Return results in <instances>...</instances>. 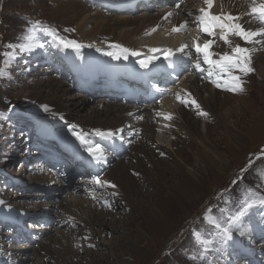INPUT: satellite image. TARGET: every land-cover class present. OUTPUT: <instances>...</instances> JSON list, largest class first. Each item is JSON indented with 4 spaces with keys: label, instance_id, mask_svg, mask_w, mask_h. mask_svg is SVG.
I'll list each match as a JSON object with an SVG mask.
<instances>
[{
    "label": "rangeland",
    "instance_id": "rangeland-1",
    "mask_svg": "<svg viewBox=\"0 0 264 264\" xmlns=\"http://www.w3.org/2000/svg\"><path fill=\"white\" fill-rule=\"evenodd\" d=\"M117 1H121L122 8L129 0ZM172 1L166 0V4L160 6L159 9L157 6L149 10L144 8V12L141 8H137L133 14H117L93 7L98 0H0V68L5 70V75L0 76V186L4 181L1 176L4 168H8L7 175L4 174L9 179L3 177L11 183L21 179V172H25L26 167L29 166L21 163L23 159H27L26 156L30 155V152L25 151L27 141L25 133L27 132L29 135L28 130L31 128L29 124H32L31 120L28 121L29 116H32L33 119L39 118V121L60 119L62 124L71 130V133L65 134V136L74 139L76 138L73 136L70 126H75V131L80 132L88 120L121 119L120 125L113 131L115 133L113 136L126 127L133 130L128 146L125 147L120 160H112V163L109 164L107 153L100 160L107 163L108 168L106 173H102L99 178L104 182L103 185L98 186L94 181L92 186L96 185V188L93 189L89 183L91 199L90 196L88 199L82 195L78 196L67 192L64 187L62 192L67 193H63L65 194L64 198L61 199L62 195L60 201L54 206H50L51 199L43 203L44 197L41 196L28 198L20 196L18 198L22 200L19 202L12 197L17 196L16 192H12L11 189L6 191L7 183H5V187L2 186V190L0 187V202H2L0 203V221L2 222L0 226H5L4 222L9 221L7 227L11 225L10 229L5 227L10 234L8 237L3 233V230H0V264H128L129 262L131 264H251L248 263L249 261L239 259L241 253L247 252L244 248L247 242L251 244L248 249H253L251 251L256 254V257H258V253L262 252L258 240L264 241V215L261 214L264 213V208H253L235 224L229 225V221L238 213L240 201L251 196L252 193L247 190L251 189L258 195H264V183L259 179L260 173L264 172V151H262L264 150V44L251 46L244 44L238 37L229 36L231 45H228L219 39L221 30H215V42L220 43L216 47L217 54L230 53L231 48L237 44L244 47H246L245 45L250 46L253 49L252 67L254 71L248 76L237 73L242 77L243 91L236 93L228 91V104L221 110L216 109L206 119L192 122L196 130V138H203L205 134L209 135L211 145L209 154L206 155L201 148L195 145L194 141H189L180 132L174 151L178 156L175 155L176 157L173 159L155 154L162 162L158 165L148 162L141 154V150L145 146H149L147 144L149 140L156 147L165 150V143L169 136L166 132L167 122L159 115L162 114L166 103L170 102V99L175 95L176 87L172 92L171 86L166 88L171 94L156 109L150 110V117L148 111L150 106L139 108L122 102L111 103L100 92L90 95L75 87L72 76L66 74L67 72L64 74L60 70L61 67L56 68L53 65V60L56 57L62 58L70 66H77L81 60L85 64L98 63L106 67L113 65L109 63L110 60L136 65L141 58L146 60L148 57H154L150 64L156 63L155 66H157L164 59V50L170 47L166 46L159 53L156 51L154 55L151 54L150 49L153 46L156 48L164 42L168 44L175 38L167 30L163 32L160 30L156 33L152 30V24L165 15L164 13L170 9L169 5ZM68 2L73 3L70 5ZM185 4L187 5L186 2L181 3L180 7ZM174 5L176 4L174 3L172 6ZM69 6L70 9H67ZM248 6L249 0H243L237 5L236 15L240 17L238 22L247 29L257 30L262 25L248 16ZM190 7L191 3H188V8ZM214 8L215 14L226 12L220 0L214 1ZM179 9L176 8L170 12L174 14ZM84 18V30L95 28L92 39H82L81 32L76 30V26ZM35 21H40L54 30L58 37L75 40L82 45L77 49L79 53L72 48H62L42 33H37L36 42L42 44L43 47L34 48L32 51L24 53H20L18 47H6L8 44L19 45L24 42L22 37L26 34L27 28L31 27ZM181 23H184V17H181L175 26ZM149 24L151 25L148 26ZM135 25L142 28L140 35L136 38L126 37L124 33ZM102 28L104 29L101 32ZM194 28L192 27V30ZM192 30L191 36L185 37L184 40L193 39ZM153 32L157 36H153ZM165 32H167V36H165ZM144 36L146 37L144 38ZM259 39L264 40V37ZM112 45H120L122 48L129 49L130 52L135 51L138 55L129 54L128 59L114 60L110 56L104 55L109 51H119ZM91 46V50L101 55L90 57L87 54H80L87 52L86 49L90 50ZM5 53H14L16 59L10 61ZM103 56H106L109 61ZM172 57L175 59L171 68H176V72L171 76L169 74V77L165 74L164 79L168 82L174 80L173 83L177 86V83L182 81L186 75L193 74L191 65L193 59L182 52H177ZM214 57L219 59V55ZM62 64L61 61L56 66L59 67ZM165 67L161 66L156 71L164 72ZM134 70L140 76L148 73L145 70ZM201 72H198L195 77L205 81L208 78L205 74L206 71ZM179 75H182L181 79L178 78ZM209 79L212 80V78ZM154 84L155 81L145 80L146 87L154 88ZM211 84L210 87L213 85ZM120 89L121 87H116V90ZM50 94L57 95L59 109L52 108L46 101H38L35 98L37 95L43 97ZM163 97H165L164 94ZM44 106H47V110ZM193 112L197 115V109L194 108ZM144 113H147L150 118L146 117L144 122L139 123L137 117ZM218 120L221 121V125H217ZM35 124L36 127L39 125ZM62 124L59 123L58 127L63 128ZM46 125L48 128L54 127V122L46 121ZM150 126L154 128L152 134L147 131ZM94 130L92 129L88 133L94 134ZM137 131L142 138H135L134 134ZM95 137V143H97V139L108 136L95 135ZM78 142L80 143V141ZM115 143L116 141L113 142L111 138H108L105 145L109 148ZM116 156H119V152ZM180 158L187 164H182L180 161L178 163L186 169H196L200 172L202 185L187 196L186 204L180 210L177 209L174 216L165 217L164 231L153 235L146 222V217L158 220L165 212L164 202L154 192L155 188L159 186L155 184L158 180L156 176L166 169V175L164 174L163 178L165 180H160V182L169 188L173 186V189L163 190L161 195L163 200L170 199L171 192L172 194L177 193L179 188L177 186L180 184L179 182L183 181L182 175L175 169V164H178L177 160ZM137 159L145 165L146 172L136 167ZM250 159L253 163L249 167ZM210 161H219V164L216 167L209 166ZM200 164L204 167V171L201 170ZM37 169L39 168L37 167ZM242 169L244 171H241ZM33 171L35 176L30 177L29 174L31 175L32 171L28 169L25 172L28 174L26 179L22 178V180L32 184L46 183V174L48 173L41 171L36 174L35 167H33ZM176 172L177 175H175ZM235 174L239 180L228 193L226 192L228 182ZM68 181H73V178H69ZM50 182L52 180H49ZM110 184L116 185L115 188L121 189L126 195L127 204L122 208L110 205L113 202V197H116L108 195L111 192L105 189V186ZM45 187L49 188L53 185L47 184ZM73 190L79 191L77 186H74ZM97 192L107 194L105 206L97 205L99 201ZM27 199L30 202L23 203ZM77 207L95 209V215L100 214L105 208L108 214L105 218L106 223L109 226L116 225L117 228L112 230L106 228L103 233L96 229L93 232L87 231V228L81 224L86 222L85 219L77 212L81 223L76 221L77 217L74 216V211ZM46 209L49 212L54 209V214L63 221L65 220L66 226L58 230L56 227L55 231L44 226L41 233L46 238L42 239L37 247H32L26 240L25 243L28 247L25 246L22 241L15 238L11 229L15 230L16 224L18 226L22 224L20 218L23 220L31 217L30 212L45 213ZM209 209H211L209 214L217 217L222 225L231 227L232 239L226 241L221 237L209 235L206 238L211 239L213 243L197 247L194 243L193 232L207 233L209 231V226L204 220L205 212H208ZM186 210H188V214L186 220L182 222L181 218ZM32 217H35L32 221L37 223L36 215L33 214ZM195 221L198 222L195 223ZM25 222L27 224V220ZM28 222L31 223V221ZM3 237L6 238L3 239ZM240 246L242 251L239 249ZM194 256L195 260H193ZM259 264L264 263L259 261Z\"/></svg>",
    "mask_w": 264,
    "mask_h": 264
},
{
    "label": "bare ground",
    "instance_id": "bare-ground-1",
    "mask_svg": "<svg viewBox=\"0 0 264 264\" xmlns=\"http://www.w3.org/2000/svg\"><path fill=\"white\" fill-rule=\"evenodd\" d=\"M214 1H216V0H214ZM220 1L222 4V7L224 8V10L226 12H229L232 15H236L237 5L240 4V2L243 0H220ZM72 3L73 2H68V4H70V5ZM60 6H62V5H60ZM78 6H79V4H78ZM76 7H77V5H76ZM67 9H70V6ZM211 12L213 14H215V8L214 7L211 9ZM84 20H85V18L82 20V22L78 26H76V30L79 33L81 32L80 36L82 39H86V38L92 39L94 36L93 33L95 31V28H87L86 30H84V23H83ZM150 25L151 24H149L148 26H150ZM152 26H153L152 30L155 28L156 33L159 32L160 30H162V32L164 30H167V32H169V34H171V36H173V38H175V40L170 41L168 44H166V42H164V43L156 46V48H155V46H153L155 49L162 50L164 47L169 46L170 47L169 49H171V53L176 54L177 51L175 49L179 48L182 44L187 45V47L185 48V50L182 53H184L188 57H192L193 60H191V65L193 66V74L192 75H186V77L182 81L177 83L176 89L174 90L175 95L170 99V102L166 103V106H165L164 110L162 111V114L159 115V116H162L163 119H164V116H166V115L172 116L171 120L164 119L167 122V124H166L167 125V131L166 132L169 134V136L167 138V142L165 143V150H162V149L156 147V145H154V143L149 140V142L147 143L149 146H145V148L141 150V154L143 155V157L148 162H150L153 165H158L159 163H162L161 161L158 160V157H157L158 155H162L161 153H163L162 156L174 159V157H176L175 155H177V153L174 152L175 147L177 146V143H178L177 141L179 139V134L181 132L182 134H184L188 138L189 141H194L195 145L197 147L201 148L203 150V152L207 155V154H209V151H210L209 148L211 146L210 142H209L210 137H209V135L205 134L203 136V138H199V139L196 138V130L194 129L192 122H197V120L199 121V120L206 119L209 115H212L216 109L221 110L223 106L228 104V99H229L228 97L229 96L227 95L228 91L224 87L217 88L215 86V84H213V83H212L213 85L211 84L212 85L211 87L209 86L211 83L210 82L211 80L209 79L210 77L208 76L207 71L205 74L207 75L208 78L205 81H203L200 78L195 77L198 74V72H201V71H197L194 67V64H195L196 59H197V56H196V53L194 50V42L203 44L206 39L214 40V43L212 44L210 51L215 53V54H217L216 47L220 43L215 42V37H209L206 34L201 33L196 27L194 28V30H192L193 39L192 40H184L182 37H179L178 35H173L172 33H174V32L171 33L169 28L164 27V21H163L162 17H160V19L158 21L153 23ZM169 26L174 27L175 23H171ZM132 27L133 28L130 30H127L124 33V35L126 37L136 38L142 32V28H140L137 25L132 26ZM103 29L104 28H102L101 32L103 31ZM218 29L219 28H217L215 30H218ZM167 32H165V36H167ZM119 35H121V34H119ZM153 36H157V34H155V32H153ZM161 36H163V34H161ZM259 38L260 37H258L257 39H259ZM248 45L252 46L253 44H248ZM245 46L248 47L247 45H245ZM153 47L151 49H153ZM249 48H250V46H249ZM214 56H213V58L215 59ZM200 62H201V65L203 68H207L206 67L207 65L203 64L202 57L200 58ZM175 72H176V68L171 69V71L169 73H165V74H167V77H169V76L173 75ZM201 73H203V72H201ZM211 78H212V80H219V82L221 84H224V80L226 79V78H221L218 73L213 75V77H211ZM188 93H190L191 98L195 99L197 101V103L200 105L199 109L192 106L191 103H189L187 106L182 105L179 102V100H177V95H179L181 97V99H187ZM35 98L38 101H46L47 103L50 104V107H52V108L59 109L57 95H55V94H50L48 96H43V97L41 95H37ZM194 108L197 109V113H196L197 115H195L193 112ZM200 111H205L208 113V115L207 116L199 115L198 113ZM120 122H121V119H119V118H116V119H113V118L107 119L106 118L102 121L101 120H88L84 123V126L80 130V132H82V133L85 132L86 134H88V131H91L92 129H99L103 133H106L109 131L113 132L120 125ZM217 125H221L220 120L217 121ZM153 129L154 128L150 126L147 130L148 133L152 134ZM184 142H187V141H184ZM220 160H221V158H220ZM178 161H180V163H182V164L183 163L187 164L181 158L179 160H177V163H178ZM219 161H216V162L210 161L209 166L213 165V167H216L219 164ZM182 164H179V163L175 164V169L177 172H180V174L183 177V181L179 182L180 184L177 186V187H179L177 193L172 194V192H171L170 199L168 198V199L163 200L162 195H161L167 189H173V186L170 185L171 187L169 188V186L164 185L160 182V180H165L163 178H164V174H165L166 169H164L162 173H159L156 176V178L158 180L156 181L155 184H158L159 186H157L155 188L154 192H155V195L160 197L161 200L164 202L165 212L163 213L161 218L158 220L157 219H151L150 217H146V222L149 226L150 232L153 235H155L158 232L164 231L163 222L165 220V217L171 218V216H174L177 212V209L180 210L186 204L185 202H186L187 196L192 191L199 189L202 185V180H201L200 175H199L200 172L196 169H191V170L186 169ZM136 167L139 170L146 172L145 165L142 163V161H140L138 159H137ZM167 168H168V166H167ZM200 168L202 171H204V167L201 164H200ZM177 172L175 173V175L178 174ZM105 187H106L105 189H107V191L110 190V192H111V193H108V195H110L111 197H113L114 195L116 196V197H113L114 199H113L112 204L110 203L111 201L109 202L111 206L115 205L117 208H122L123 206H125L127 204L126 203V195L124 194V192L121 189L117 190L116 188H112L109 186H105ZM161 188H162V190H161ZM184 194H185V197H183ZM106 195L107 194H104L102 192H97V197L99 198V201L97 202L98 206L100 204L102 206L106 205V198H107ZM76 212L79 213L81 215V217H83L85 219V221H86L85 223H81L79 221V216L76 214ZM101 213L95 215L96 214L95 209H86L83 207H77L74 211V216L77 217L76 221H78L79 223H81L82 225H84L87 228L86 229L87 231L93 232V230L96 229V230H99L103 233L106 231V228H109L110 230L116 229L117 228L116 225L109 226L106 223L105 218L108 216V214H107V211L105 208H103ZM187 214H188V210L185 211L184 216L181 218L182 222H184V220H186ZM128 264H131V263L129 262Z\"/></svg>",
    "mask_w": 264,
    "mask_h": 264
},
{
    "label": "snow or ice",
    "instance_id": "snow-or-ice-1",
    "mask_svg": "<svg viewBox=\"0 0 264 264\" xmlns=\"http://www.w3.org/2000/svg\"><path fill=\"white\" fill-rule=\"evenodd\" d=\"M203 4L205 7H201L198 12L199 14L194 17V21L201 33L206 34L209 37H214L216 35L215 29L219 28L221 30V34L219 39L222 40L225 44L231 45V41L228 39L229 36L238 37L244 44H264V40L257 39L258 37H264V0H249L248 6V16L252 19H255L262 25L257 30L247 29L242 23H239L240 17L238 15H232L229 12L222 11L219 14H213L211 9L214 7V0H203ZM176 8H180V4H176ZM172 15L171 12H168L162 17V19H167ZM191 16V13H189ZM187 22L181 23L178 26H174L172 28L173 32H179L186 28ZM67 31V29H65ZM155 31V28L153 29ZM37 33H42L43 35L50 37L55 43L60 45L62 48L68 49L72 48L74 50L79 49L82 45L77 43L75 40H65L61 37H58L54 30L48 28L46 25L42 24L40 21H35L31 24V27L27 28L26 34L22 37L24 42L19 45L8 44L6 47L8 48H19L20 53L30 52L34 48L43 47L42 44L36 42ZM214 40L206 39L203 44L194 42V50L197 56L194 67L197 71H207L208 76L211 78L215 74H219L221 78H225L224 84H221L219 80H211L210 82L215 84L217 88L224 87L227 91L236 93L243 91V80L241 75L248 76L250 73L254 71L252 67V52L253 49L249 47H244L239 44L231 48V52H224L220 54H215L210 51ZM112 47L118 49V52L109 51L106 52L105 55L110 56L114 60H120L121 58L127 59L128 55L136 56L138 53L135 51H129L127 48H122L120 45H112ZM187 45L182 44L179 48L176 49L177 52H183ZM99 51V49H97ZM153 53L159 51V49H151ZM165 55L164 59L168 60L171 53V49L164 50ZM6 56L9 57L10 61H14L16 56L14 53H5ZM214 55H219V59H214ZM202 57V61L204 65L208 67L205 69L202 67L200 58ZM154 57H148L146 60H140L138 63L141 68H147L150 63H152ZM8 63V61H6ZM5 75V70L0 68V76ZM187 99H181L179 95H177V100L182 105L187 106L191 103L192 106L197 109L200 108V105L197 103L195 99L191 98V94H187ZM45 110H47V106H44ZM199 115L207 116L208 113L205 111H200ZM164 119L171 120V115L164 116ZM73 132V136L80 141L81 146L84 148V151L88 153L90 157L94 160H101L105 154V149L99 143H89L86 140V133L75 131V126H70ZM119 131V130H117ZM94 134L97 136H113L115 133L109 131L106 133L101 132L99 129L94 130ZM264 151V150H262ZM163 155V153H161ZM253 161L249 160V167L252 165ZM241 171H244L242 169ZM261 182L264 183V172L260 173ZM95 183L98 185H103L99 178L95 179ZM233 184L237 183V181H232ZM110 187L115 188L116 185L110 184ZM251 194L249 198H245L240 201V207L238 209V213L232 217L229 221V225L235 224L240 220L241 217H245L250 210L253 208H264V195H258L252 192L251 189L247 190ZM2 203V202H0ZM211 209L208 212H205L204 220L209 226V231L207 233L193 232L194 235V243L195 246L199 247L200 245H211L213 241L211 239H207L206 237L209 235H215L217 237H221L224 240L228 241L232 239V231L231 227L224 226L217 219V217L210 215ZM264 215V213H261ZM196 257H193L195 260Z\"/></svg>",
    "mask_w": 264,
    "mask_h": 264
},
{
    "label": "built area",
    "instance_id": "built-area-1",
    "mask_svg": "<svg viewBox=\"0 0 264 264\" xmlns=\"http://www.w3.org/2000/svg\"><path fill=\"white\" fill-rule=\"evenodd\" d=\"M8 169V168H7ZM22 173V175H24V172H21ZM4 180V179H3ZM30 184V183H29ZM28 184V185H29ZM4 185V184H3ZM62 223V219L61 218H59V216H55V224L52 226V230L53 231H55L56 230V227H58L60 224ZM33 225H34V223H32ZM0 230H3V233L6 235V237H8V235H10L9 233H8V231L6 230V228L4 227V228H0ZM36 232H38V228H36L35 230H34V233H36ZM6 237H3V239H5ZM27 246V245H26ZM28 247V246H27ZM33 247V246H32Z\"/></svg>",
    "mask_w": 264,
    "mask_h": 264
},
{
    "label": "water",
    "instance_id": "water-1",
    "mask_svg": "<svg viewBox=\"0 0 264 264\" xmlns=\"http://www.w3.org/2000/svg\"><path fill=\"white\" fill-rule=\"evenodd\" d=\"M19 163V162H18Z\"/></svg>",
    "mask_w": 264,
    "mask_h": 264
}]
</instances>
